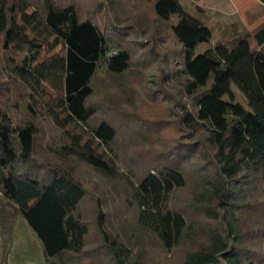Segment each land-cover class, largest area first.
<instances>
[{"label": "trees", "instance_id": "16d2710c", "mask_svg": "<svg viewBox=\"0 0 264 264\" xmlns=\"http://www.w3.org/2000/svg\"><path fill=\"white\" fill-rule=\"evenodd\" d=\"M129 1L135 8L119 0H0V50L8 53L0 59V190L14 209L0 211V227L12 241L22 214L55 264H171L179 250L181 264H264V21L237 30L231 45L219 40L196 53L213 30L182 0ZM167 28L178 52L142 46L143 35L162 39ZM152 54L158 66L168 63L149 84L165 98L152 115L178 112L177 133L167 140L169 121L154 130L164 144L155 164L125 172L118 127L93 102L95 81L102 71L124 75L134 57L144 63ZM175 85L192 108L175 101ZM20 107L25 116L17 118ZM37 119L58 132L48 147L38 146ZM186 165L199 181L187 204L202 220L178 203ZM90 172L107 186L93 191L98 177ZM8 255L4 244L6 262Z\"/></svg>", "mask_w": 264, "mask_h": 264}, {"label": "rangeland", "instance_id": "374dc122", "mask_svg": "<svg viewBox=\"0 0 264 264\" xmlns=\"http://www.w3.org/2000/svg\"><path fill=\"white\" fill-rule=\"evenodd\" d=\"M119 2L127 4L126 6L129 9L135 8V5L130 3L129 0H119ZM140 2L148 6L152 0H140ZM182 4L188 12L196 16L198 15L213 30V38L211 41L197 46L196 53L203 52L219 40L227 41L231 45L234 42V37L238 34L237 30L249 32L264 20V5L258 2V0H182ZM234 25H236L237 29H235ZM150 38L151 36L149 35H143L141 39L143 41H141L142 46H146L147 43L151 42L157 50L164 51L168 46H172L174 51L178 52V45L168 28L165 38H152V40L148 41ZM131 43L134 42L131 41ZM170 51L172 50L170 49ZM7 55V52L0 50V59L6 61ZM155 55L152 54V59L148 57L144 63L138 57H134L133 65L124 75L112 76L102 71L96 77V94L93 102L101 108L100 111L108 115L111 114L114 119L112 120L118 127L119 132L115 152L117 153L116 159H120L119 168L121 171H138L144 163L152 164V166L155 164L157 156L163 152L164 144L160 134L158 132L155 133L154 130L156 131V129H160L161 127H167V121L170 123L167 140L172 139L177 133L174 126L179 120L178 112L170 111L169 116L161 115L165 117H158L160 113L152 115L165 102V98L161 97V95H156L154 92H149V84L151 83L152 86H156L157 82L155 80H158V74L163 72L160 67L166 69L168 66L166 60L161 66H158V63L154 62L156 59L154 58ZM173 58L176 66H179L181 56H175ZM3 75L5 83H10L11 78L7 69ZM165 87L167 89V83ZM233 88L237 99L247 105V100L243 93L235 86ZM13 90L16 91L15 95L18 98L19 106H21L24 104V100L20 92H18L20 89ZM169 91L177 103L185 102L192 108V100L184 95V92H182V89L178 85L171 86ZM23 109L20 107L16 111L15 115L17 118L25 116ZM176 110L179 111L180 108L177 107ZM99 114L102 113L100 112ZM37 121L40 127H42V131L38 135V146L42 145V148L45 146L48 147V144L53 143L58 137V132L51 125V122L46 120L40 121L39 119ZM42 148L39 149L40 152ZM185 170L189 173V184L185 190L180 192L178 203H181L183 207L189 209L197 219L202 220L199 218V214L195 211L194 206L187 204L188 199L196 193L199 181H197V177L190 174L193 171V167H187L186 165ZM88 174L90 178L98 177L97 181L93 179L94 183L89 182L93 191L95 188L93 185L98 186L99 184L100 186H107L106 182L100 176H94L92 172ZM85 182L88 183V181ZM112 187L114 185L109 188L107 194V197L110 199H113L116 195V190ZM97 193L100 194V192ZM94 199L95 197L91 200L93 201ZM4 210L8 212L14 211L0 190V211ZM244 211L243 225L245 229H248V226H250V219L248 218L250 213L248 209ZM112 221L113 218L110 219V228H113ZM14 229L16 230V234H14V231V238L12 241H9L8 234L0 227V264H40L39 260L42 256L41 251L38 249L39 247H37V242H40V239L22 214H17L14 218ZM27 231L34 235L36 244L31 242L27 236ZM91 239H93V235ZM4 244L9 249L7 262L1 257V250ZM182 257L183 254L179 250L177 256L169 255V263L181 264Z\"/></svg>", "mask_w": 264, "mask_h": 264}, {"label": "crops", "instance_id": "0c3cea01", "mask_svg": "<svg viewBox=\"0 0 264 264\" xmlns=\"http://www.w3.org/2000/svg\"><path fill=\"white\" fill-rule=\"evenodd\" d=\"M258 2H260V1L258 0ZM260 3H261V2H260ZM263 21H264V20H263ZM14 231H15L14 234H16V230H15V229H14ZM26 233H27V236L30 238L31 242L36 244V240H35V238H34V235L31 234V232H29V231H27ZM13 238H14V237H13ZM37 247H39L38 249H39V251H41V256H42V258L39 260V263H40V264H55V263L48 262V261L46 260V257H45V254H44L43 245H42L41 240H40V242H37ZM41 249H42V250H41Z\"/></svg>", "mask_w": 264, "mask_h": 264}, {"label": "built area", "instance_id": "2783aa9c", "mask_svg": "<svg viewBox=\"0 0 264 264\" xmlns=\"http://www.w3.org/2000/svg\"><path fill=\"white\" fill-rule=\"evenodd\" d=\"M220 264H225L224 260H221Z\"/></svg>", "mask_w": 264, "mask_h": 264}]
</instances>
